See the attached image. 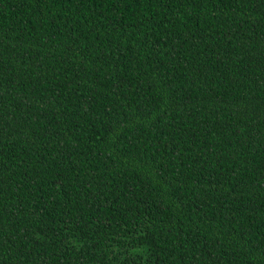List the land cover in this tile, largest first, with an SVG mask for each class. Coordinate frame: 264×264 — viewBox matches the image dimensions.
<instances>
[{"label": "trees", "instance_id": "obj_1", "mask_svg": "<svg viewBox=\"0 0 264 264\" xmlns=\"http://www.w3.org/2000/svg\"><path fill=\"white\" fill-rule=\"evenodd\" d=\"M0 264H264V0H0Z\"/></svg>", "mask_w": 264, "mask_h": 264}]
</instances>
